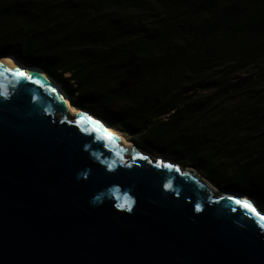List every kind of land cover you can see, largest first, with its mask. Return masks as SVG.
I'll use <instances>...</instances> for the list:
<instances>
[{
  "label": "water",
  "instance_id": "obj_1",
  "mask_svg": "<svg viewBox=\"0 0 264 264\" xmlns=\"http://www.w3.org/2000/svg\"><path fill=\"white\" fill-rule=\"evenodd\" d=\"M52 80L0 61V264H264L254 201L136 148L125 159Z\"/></svg>",
  "mask_w": 264,
  "mask_h": 264
},
{
  "label": "trees",
  "instance_id": "obj_2",
  "mask_svg": "<svg viewBox=\"0 0 264 264\" xmlns=\"http://www.w3.org/2000/svg\"><path fill=\"white\" fill-rule=\"evenodd\" d=\"M182 12L195 20L176 16ZM180 30L188 39H178ZM11 52L55 81L67 74L71 105L135 147L164 151L213 187L264 207L263 113L232 120L224 139L238 128L241 138L202 154L201 136L183 127L217 96L196 98L197 91H247L249 109L264 105V90L251 91L263 76L242 75L263 56L264 0H0V56ZM227 67L217 86L206 85L208 74ZM182 79L188 87H179Z\"/></svg>",
  "mask_w": 264,
  "mask_h": 264
},
{
  "label": "rangeland",
  "instance_id": "obj_3",
  "mask_svg": "<svg viewBox=\"0 0 264 264\" xmlns=\"http://www.w3.org/2000/svg\"><path fill=\"white\" fill-rule=\"evenodd\" d=\"M49 2H51V0H49ZM68 8L69 7L64 8L66 12L69 11ZM178 15L181 16V18H187V19H190L192 21L195 20L194 15L191 14L190 12L187 14H183V12L177 13L176 16H178ZM177 36L179 37L178 38L179 40L188 39V34L184 30H180V32L177 33ZM9 55H11L13 57L15 56L13 52H11ZM14 59L16 60L15 62H18V63L26 66L23 62L17 60L15 57H14ZM229 70L230 69H228V67H227L226 69H224L222 72H220L218 74H216L215 72H211L206 77V80H205L207 83L206 85H209V87H211L212 85L217 86V83L219 80L218 78L220 76L228 73ZM263 71H264V52H263V56L260 60H258L255 64H253L251 66V68H248L246 70V72L245 71L242 72V75H245V73H247V74L251 73L254 77H256V79H257V75L263 76L259 81H257L255 83V86L253 89H251V91H263L264 90V75L261 74ZM56 75L58 78V80L56 79V81L51 76H49V77L51 79H53L56 83H58L61 86V88L63 89L64 93H66L67 96L69 97L68 92L71 91V89L74 87V84H72V82L67 81L68 75H65V74L62 75L60 73H56ZM183 81H184V79L181 80L179 87L180 88L188 87V86H186L187 83L183 82ZM172 85L173 84H171V86ZM209 89L210 90H207L204 92L197 91L195 96H196V98L200 97L201 99H204V97L206 95H209L212 92H216L217 96L214 98L213 102L208 106L207 109H203L199 114H197L194 117V119L192 121L190 120L189 122L185 123L183 126L184 130H187L190 134L197 135L199 137L201 136V141H204L200 147V150H202L201 154L207 153V147H209L210 145H212V146L217 145L218 147H220L221 150H223L224 147L226 146V143L228 142L227 141L228 139H234V138L240 139L241 138L240 131H242V129L238 128L236 130H233V132H231V135L227 139H224V135L226 133V131H225L226 126H228V124L232 120L236 119V120H244V122H248V121L252 120V115H254L255 113L260 112V114L261 113L264 114V105L257 106V107L252 108V109L248 108V107H250L253 99L246 98L247 91H241V92L236 91V92H231L228 94H223L220 96L221 92H219V90L216 91V89H211V88H209ZM221 90H223V87ZM72 98L74 99V96ZM89 114H90V112H89ZM70 118H73V117H70ZM113 130L116 131L117 133H119L125 142H129V143L133 144L129 135H127L126 133L120 132L118 130H115V129H113ZM258 130L260 132V137L263 138L264 137V124L259 125ZM255 142H256L255 140H252L250 144L255 145L254 144ZM133 146H134V144H133ZM135 148L140 150L147 158L151 159L153 162H161V163L171 164L174 166H180L181 169L189 167V166H184L181 163V160H177L175 158H170L168 156V154L164 151H150V152L148 151L147 152L143 148H137V147H135ZM228 149H235V144L234 143L230 144ZM191 169L195 171L196 175L200 176L203 180H206L204 177L201 176V174L199 173L198 170H196L194 168H191ZM212 188L215 190L217 189L213 186H212ZM217 190H219V189H217ZM219 191H221V190H219ZM235 193L238 194V192H235ZM241 195H243V194H241ZM243 196H245V195H243ZM245 197H247V196H245ZM250 200H252V199H250ZM252 201H254V200H252ZM255 204L261 210L262 209L264 210L263 206H260L256 202H255Z\"/></svg>",
  "mask_w": 264,
  "mask_h": 264
},
{
  "label": "bare ground",
  "instance_id": "obj_4",
  "mask_svg": "<svg viewBox=\"0 0 264 264\" xmlns=\"http://www.w3.org/2000/svg\"><path fill=\"white\" fill-rule=\"evenodd\" d=\"M0 61L4 62L6 65H9V66H14L15 65V66H19V67L27 70V67L26 66H24V65H22V64H20L18 62H15L16 60L11 55H7V56L1 57ZM65 75H67V74H65ZM52 81H54V80H52ZM54 83L57 85V87L59 88V90L62 92V95H63V97L65 99V106H66V111H67V116L68 117L69 116L70 117H74L77 114H84V115L88 116L91 120H93L96 123L100 124L108 133H111L112 135H115L119 139L120 145L123 146V148L125 149V153H124L125 159L130 157L132 151L135 150V147L133 146V144H131L129 142H125L123 140V138L121 137V135L119 133H117L116 131H114L103 120H101L99 118H96V117H93L87 111H84V110L77 109V108L73 107L71 105V102H70L69 97L67 96L66 93H64V91L61 88V86L58 83H56L55 81H54ZM211 188H212V186H211Z\"/></svg>",
  "mask_w": 264,
  "mask_h": 264
},
{
  "label": "snow or ice",
  "instance_id": "obj_5",
  "mask_svg": "<svg viewBox=\"0 0 264 264\" xmlns=\"http://www.w3.org/2000/svg\"><path fill=\"white\" fill-rule=\"evenodd\" d=\"M21 75H23V74H21ZM0 95H5L6 96V93L0 92ZM167 167L171 168L172 166L168 165ZM237 203H240V202L237 201ZM244 206H245L246 209H248L250 211H255L254 209H252L251 205H248L247 203H245ZM128 210H130V207H129ZM197 210H199V206H197ZM261 227L264 228V224H262Z\"/></svg>",
  "mask_w": 264,
  "mask_h": 264
}]
</instances>
